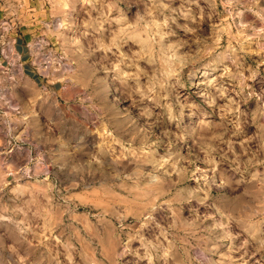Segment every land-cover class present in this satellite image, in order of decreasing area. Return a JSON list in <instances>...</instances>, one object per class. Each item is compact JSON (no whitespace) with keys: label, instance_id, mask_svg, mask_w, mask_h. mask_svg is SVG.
Segmentation results:
<instances>
[{"label":"rangeland","instance_id":"374dc122","mask_svg":"<svg viewBox=\"0 0 264 264\" xmlns=\"http://www.w3.org/2000/svg\"><path fill=\"white\" fill-rule=\"evenodd\" d=\"M0 36V264H264V0H0Z\"/></svg>","mask_w":264,"mask_h":264},{"label":"crops","instance_id":"0c3cea01","mask_svg":"<svg viewBox=\"0 0 264 264\" xmlns=\"http://www.w3.org/2000/svg\"><path fill=\"white\" fill-rule=\"evenodd\" d=\"M18 37H14L11 43L10 41L5 43L3 42V36H0V64L8 60H12L14 62L20 61L22 70L25 71L26 75H30V72L24 66V64L28 62V50L23 42H18ZM8 152L3 156H1L0 153V165L8 160Z\"/></svg>","mask_w":264,"mask_h":264},{"label":"bare ground","instance_id":"6f19581e","mask_svg":"<svg viewBox=\"0 0 264 264\" xmlns=\"http://www.w3.org/2000/svg\"><path fill=\"white\" fill-rule=\"evenodd\" d=\"M149 253V252H148ZM150 258V257H149Z\"/></svg>","mask_w":264,"mask_h":264}]
</instances>
